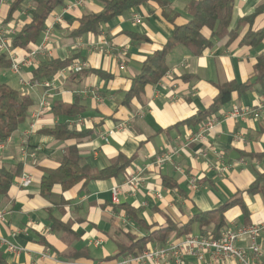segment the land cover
I'll use <instances>...</instances> for the list:
<instances>
[{
    "label": "crops",
    "instance_id": "0c3cea01",
    "mask_svg": "<svg viewBox=\"0 0 264 264\" xmlns=\"http://www.w3.org/2000/svg\"><path fill=\"white\" fill-rule=\"evenodd\" d=\"M104 1L66 0L49 18L52 34L47 53L36 57L33 66L21 70L23 77L32 79V71L40 62L79 55L87 63V70L101 74L87 72L66 77L58 74L54 88L33 90L29 96L33 106L26 123L0 150V167L10 168L21 162L22 175H29L33 180L27 189L18 187L16 182L8 196L0 197V213L5 217L4 222L0 221V238L19 249L17 253L9 252L7 245H0V253L8 264H96L116 256L118 245L128 243L125 235L144 236L146 226L165 228L170 223L185 224L193 215L216 209L237 193H243L250 216L244 219L241 209L235 207L226 213L228 227L240 229L264 224V196L245 193L258 175L264 174V112L259 119L225 120L199 142L189 143L188 139L200 126L195 129L182 125L212 104L217 85L230 81L254 82V66L264 54V39L255 47L241 42L250 31L264 29V12L251 25L243 19L253 15L264 0H233L231 29L236 31V37L214 39L213 47L200 56H192L183 46L176 47L167 59L168 73L158 84L147 86L141 100L135 98L128 106L122 103L131 80L140 73L145 60L172 36L175 27L191 20L188 6L199 0H169L164 9L152 2L145 3L104 25L99 36L87 34L73 38L71 33L78 27L79 19L100 13ZM34 2L30 0L15 14V20L5 26L14 28L17 33L30 22ZM9 8V2L0 6L2 21L7 18ZM134 15L139 17L138 21H134ZM132 35L137 38L133 39ZM205 35L209 37L210 32L205 31ZM102 36L111 45L110 54L105 52ZM141 37L145 40L139 41ZM43 38L44 34L40 44ZM38 46L14 53L21 56ZM2 84L21 89L19 76L10 69H0ZM263 95L264 84L256 85L242 97L235 94L220 110V116L236 106H255ZM43 98L48 101V108L36 118L34 114L40 109ZM58 104H78L84 112L75 118H55L48 111ZM80 119L82 122L78 125L76 122ZM34 122L31 133L30 125ZM62 122H68L79 131H92L91 136L78 141L82 162L92 173L111 166L120 154L134 157L133 167L115 179L92 181L84 188L80 184L68 192L57 187L50 196L43 197L40 191L42 170L58 168L65 148L74 142H59L37 130L53 129ZM121 124L124 127L119 130ZM27 147L30 154L25 158L23 151ZM181 147L184 149L170 161L156 162L161 155ZM135 170L141 172V178L138 186L131 189L125 181ZM164 176L176 181L178 187H165ZM116 186L120 187L117 204L112 200V189ZM63 197L69 203L61 206ZM125 204L137 209L146 226L136 224L116 209L115 205ZM50 217L73 223L78 239L71 244L63 241L62 234L51 229ZM199 232V227L195 226L193 235ZM176 239L173 234L169 241ZM95 241H101V245L94 246ZM110 241L116 252L97 255L96 252L107 247ZM256 242L264 261V232ZM250 244L248 238L237 242V246L244 249ZM72 251H85L88 259L72 260L67 256ZM184 264L241 263L234 259L216 260L207 254L204 262L186 257Z\"/></svg>",
    "mask_w": 264,
    "mask_h": 264
},
{
    "label": "trees",
    "instance_id": "16d2710c",
    "mask_svg": "<svg viewBox=\"0 0 264 264\" xmlns=\"http://www.w3.org/2000/svg\"><path fill=\"white\" fill-rule=\"evenodd\" d=\"M30 0H10L9 12L2 25L5 26L14 21V16L20 13L22 8ZM155 3L164 9L169 5V0H106L103 2V10L98 14L86 15L79 19L78 27L71 33L73 38H81L87 34L99 36L102 33L103 26L113 19L124 15L127 12L145 3ZM66 0H35L33 8L30 10V22L25 24L12 37L10 45L13 51L27 50L31 46H38L40 39L45 30L49 26V18L53 12L65 5ZM234 1L233 0H199L192 1L188 6V14L191 20L181 26L175 27L172 36L162 46V48L154 52L142 64L140 73L131 80V87L126 93L123 105H129L133 99L141 100L145 94L147 86H153L168 73L169 66L167 59L169 54L178 46L185 47L192 56H200L207 49L214 45V39L230 37L232 40L236 37V31L231 29L233 20ZM264 12V1L257 11L243 19L250 25L257 16ZM14 19V20H13ZM205 31L210 32V36L205 35ZM235 36V37H234ZM136 39V35H132ZM264 39V29L256 32L250 31L245 35L241 44L255 47ZM145 40L144 38H139ZM75 61H82L79 55L61 60H45L32 71V79L45 81L55 78L59 72L68 68ZM11 62L5 54H0V69L8 70ZM255 76L254 82L237 83L230 81L222 85H217V95L212 104L205 110L199 111L192 117L182 122L191 128H197L214 117L220 116V110L232 100L233 95L242 97L251 91L256 85L264 84V54L258 57V61L254 66ZM93 72L85 69L81 74ZM93 73L101 74L99 71ZM33 101L28 96H23L20 91L11 88L6 84L0 85V145L6 144L8 139L19 130L27 121L30 108ZM84 112L81 106L74 104L65 106L58 104L49 108L48 113L55 118L66 116L75 118ZM39 134L53 137L59 142H74L65 148L60 166L56 169H43V176L40 182L41 195L48 197L55 188H60L62 192H68L81 184L82 188L86 187L92 181L110 180L124 175L133 167L134 157L127 158L120 154L112 161L111 166L92 173L89 166L83 164L82 157L79 154L78 141L92 135L91 130H76L70 126L68 122L57 123L53 129L37 130ZM23 173V163L18 162L10 168L0 167V197L8 196L13 184L18 182ZM163 185L167 188H177L178 184L168 176L163 177ZM246 194L264 196V174L252 182ZM243 193L235 194L231 199L216 209L202 211L193 215L190 220L182 225L170 223L165 228L147 227L136 208L130 205H115L116 209H120L128 218L132 219L136 224L146 226L147 233L138 237L131 234L125 235L128 239L127 244H119L118 254L107 260H116L121 257L137 254L141 251L153 246L163 247L170 241V237L174 234L180 240L181 238L193 235L194 227L200 229V236H206L211 239H219L223 230L228 228L226 213L239 207L242 211L244 219L248 220L250 211L242 198ZM69 201L62 198L60 204L64 206ZM51 229L62 234L63 241L71 244L78 239V235L72 229L73 223H63L61 220L50 217ZM211 228L212 230H209ZM46 243V242H44ZM47 244V243H46ZM72 260L86 259L88 257L85 251H72L67 255ZM88 259V258H87ZM0 264H8L0 253Z\"/></svg>",
    "mask_w": 264,
    "mask_h": 264
},
{
    "label": "built area",
    "instance_id": "2783aa9c",
    "mask_svg": "<svg viewBox=\"0 0 264 264\" xmlns=\"http://www.w3.org/2000/svg\"><path fill=\"white\" fill-rule=\"evenodd\" d=\"M9 0H0V6L5 5ZM134 21H138L139 17L133 16ZM16 34L14 28L3 26L2 20L0 19V54H5L11 62L10 71L19 76L20 93L23 96H30L31 92L37 88L52 89L55 87L54 79L39 81L36 79H27L21 75V70L24 67H31L35 64V58L39 55H45L47 53V45L52 34V28L48 27L44 32L43 43L37 48L25 53L24 55L17 56L11 48L10 41ZM101 43L105 46V52L111 53V45L106 41V37H101ZM98 48V47H97ZM88 65L85 61H75L68 68H65L59 72L60 75L66 77L70 74L77 75L81 74ZM124 65L121 69H124ZM48 101L46 98L41 99L39 103L40 109L34 114L36 118L40 117V114L44 113L45 109L48 108ZM264 112V95L260 101L251 107H234L227 113L221 116L214 117L206 123L202 124L198 131L191 134L188 142H199L205 139V137L212 132L216 125L220 124L225 120H246L249 118L259 119L261 114ZM82 120L76 122L81 125ZM75 123V124H76ZM36 123L30 125L31 133L35 128ZM124 125L118 126V129H123ZM4 147V144L0 145V150ZM184 147L177 148L172 152L161 155L157 159L158 164H163L172 159L173 155H178ZM30 154L28 147L24 149L23 155ZM33 154V153H31ZM141 178V172L135 170L125 181V185L131 189H135ZM33 183L32 177L29 175H22L18 180V187L22 189L29 188ZM120 187L116 186L112 189V200L114 203L119 202V191ZM0 221L4 222L5 217L3 213H0ZM264 232V224L253 225L240 229H234L231 227L223 230L219 239H211L206 236L200 235H189L181 238L180 240L169 242L166 246L159 247L153 246L145 249L137 254L127 255L116 260H102L96 264H184L186 257H195L199 262H204L207 254H211L216 260L227 261L234 259L239 261L241 264H264L262 260V251L256 239L261 236ZM243 238H248L251 244L248 249H244L237 246V242ZM0 245H7L9 252H19V249L7 241L0 238ZM94 246L98 247L101 245V241H95Z\"/></svg>",
    "mask_w": 264,
    "mask_h": 264
},
{
    "label": "rangeland",
    "instance_id": "374dc122",
    "mask_svg": "<svg viewBox=\"0 0 264 264\" xmlns=\"http://www.w3.org/2000/svg\"><path fill=\"white\" fill-rule=\"evenodd\" d=\"M109 253L116 252V248L113 246V243L110 241L107 247H104L100 249L98 252H96L97 255H100L102 253Z\"/></svg>",
    "mask_w": 264,
    "mask_h": 264
}]
</instances>
